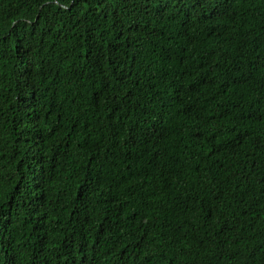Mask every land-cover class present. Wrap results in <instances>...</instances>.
<instances>
[{"label": "trees", "instance_id": "16d2710c", "mask_svg": "<svg viewBox=\"0 0 264 264\" xmlns=\"http://www.w3.org/2000/svg\"><path fill=\"white\" fill-rule=\"evenodd\" d=\"M0 264H264V0H0Z\"/></svg>", "mask_w": 264, "mask_h": 264}]
</instances>
